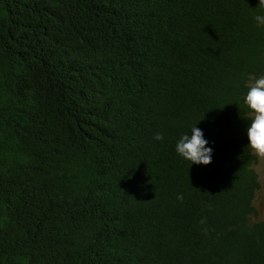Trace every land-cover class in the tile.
Instances as JSON below:
<instances>
[{"label":"trees","instance_id":"1","mask_svg":"<svg viewBox=\"0 0 264 264\" xmlns=\"http://www.w3.org/2000/svg\"><path fill=\"white\" fill-rule=\"evenodd\" d=\"M257 15L258 0H0V264H264L243 101L264 75ZM195 124L207 165L175 151Z\"/></svg>","mask_w":264,"mask_h":264},{"label":"clouds","instance_id":"2","mask_svg":"<svg viewBox=\"0 0 264 264\" xmlns=\"http://www.w3.org/2000/svg\"><path fill=\"white\" fill-rule=\"evenodd\" d=\"M258 4L264 6V0H258ZM255 20L258 25H264V16L257 15ZM243 101L249 112L245 129L246 146L251 153L264 158V75L251 80ZM155 139L163 140V136L157 133ZM175 151L191 165H207L212 161L214 149L205 138L203 130L195 124L180 135L175 144Z\"/></svg>","mask_w":264,"mask_h":264},{"label":"rangeland","instance_id":"3","mask_svg":"<svg viewBox=\"0 0 264 264\" xmlns=\"http://www.w3.org/2000/svg\"><path fill=\"white\" fill-rule=\"evenodd\" d=\"M257 168H258V171L260 172V177H261V182H262V188L259 193V197L264 205V158L259 157V163L257 165Z\"/></svg>","mask_w":264,"mask_h":264}]
</instances>
